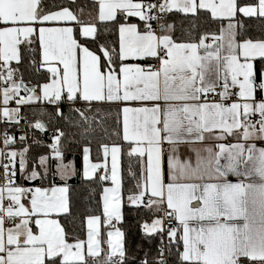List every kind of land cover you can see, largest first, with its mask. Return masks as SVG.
Segmentation results:
<instances>
[{"label": "snow or ice", "instance_id": "6c2138e0", "mask_svg": "<svg viewBox=\"0 0 264 264\" xmlns=\"http://www.w3.org/2000/svg\"><path fill=\"white\" fill-rule=\"evenodd\" d=\"M0 264H264V0H0Z\"/></svg>", "mask_w": 264, "mask_h": 264}, {"label": "trees", "instance_id": "16d2710c", "mask_svg": "<svg viewBox=\"0 0 264 264\" xmlns=\"http://www.w3.org/2000/svg\"><path fill=\"white\" fill-rule=\"evenodd\" d=\"M180 21H177V25H178V32H179V25H180ZM65 112L67 113V109H65ZM73 121L79 120L78 116H73L72 117ZM61 127H63L64 131L66 133H68L70 136L73 133L77 132V129L74 127L69 126L68 124H61ZM19 134V133H17ZM37 135L40 136L41 139H44L47 141V136H45L44 134L41 133H37ZM48 135L50 136V134L48 133ZM50 142V141H48ZM95 147V146H93ZM94 154V153H93ZM72 155H75L76 157V166L77 168H79L81 166V157L79 152H74V153H70L69 154V158H71ZM71 183L76 186V191L73 193V202H74V207H73V217H69L68 220H63L62 219V223H64L68 228L71 229L72 224L70 223V221L75 218L76 220V231L77 233L79 232V218L80 216L87 211L90 208H95L96 206V201L99 199V195L97 194L91 201L88 200L87 196L85 195V188L80 186V181L77 180H73L71 181Z\"/></svg>", "mask_w": 264, "mask_h": 264}, {"label": "built area", "instance_id": "2783aa9c", "mask_svg": "<svg viewBox=\"0 0 264 264\" xmlns=\"http://www.w3.org/2000/svg\"><path fill=\"white\" fill-rule=\"evenodd\" d=\"M49 134L51 135L52 133L50 132Z\"/></svg>", "mask_w": 264, "mask_h": 264}]
</instances>
